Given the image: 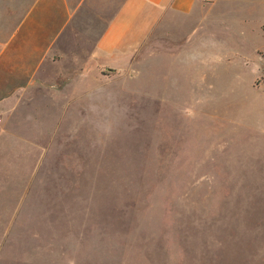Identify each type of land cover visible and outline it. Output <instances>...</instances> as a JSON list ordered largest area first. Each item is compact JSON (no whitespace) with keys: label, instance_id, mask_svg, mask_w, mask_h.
<instances>
[{"label":"rangeland","instance_id":"rangeland-1","mask_svg":"<svg viewBox=\"0 0 264 264\" xmlns=\"http://www.w3.org/2000/svg\"><path fill=\"white\" fill-rule=\"evenodd\" d=\"M197 12L158 26L120 65H66L57 89L22 106L30 149L0 155L11 253L264 264L263 9L211 0Z\"/></svg>","mask_w":264,"mask_h":264},{"label":"crops","instance_id":"crops-1","mask_svg":"<svg viewBox=\"0 0 264 264\" xmlns=\"http://www.w3.org/2000/svg\"><path fill=\"white\" fill-rule=\"evenodd\" d=\"M210 2L0 0V133H4L7 143L0 144V155L7 154L5 149H30L32 141L28 137L31 133L17 132L23 127L19 123L25 124L29 119V111H23L22 106L33 105L34 91L51 88L49 82L54 84L51 89H57L59 77L56 74L66 73L63 67L68 64L78 67L81 59H99L110 67L120 65L143 47L158 26L176 17L190 20ZM258 5L263 9L264 19V0H251V13L257 11ZM259 28V32L264 31L262 24ZM200 39L202 45H207V36ZM258 48L261 47L255 46L254 50ZM16 123L19 128H15ZM7 138H10L8 142ZM4 160L6 162L0 157V166L7 164L6 157ZM4 171L3 174L0 170V190L10 185L9 169ZM13 223L9 214L0 213V260L3 264L14 257L26 264H60L61 254L59 257L56 254L55 258L53 254L38 257L30 254L28 247L17 256L11 253L10 225Z\"/></svg>","mask_w":264,"mask_h":264}]
</instances>
